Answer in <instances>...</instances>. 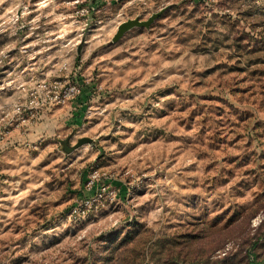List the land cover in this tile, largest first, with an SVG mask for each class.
Here are the masks:
<instances>
[{"label":"rangeland","instance_id":"obj_1","mask_svg":"<svg viewBox=\"0 0 264 264\" xmlns=\"http://www.w3.org/2000/svg\"><path fill=\"white\" fill-rule=\"evenodd\" d=\"M0 134V264H264V0H0Z\"/></svg>","mask_w":264,"mask_h":264},{"label":"built area","instance_id":"obj_2","mask_svg":"<svg viewBox=\"0 0 264 264\" xmlns=\"http://www.w3.org/2000/svg\"><path fill=\"white\" fill-rule=\"evenodd\" d=\"M62 84H60L59 82H53L52 84H43L41 85V93L42 92H52L53 94L51 96H48V99H46L45 97L41 98L39 97V99H33L31 100V106L30 108H40L42 106L45 105V103H59V102H65V100H67L72 91L75 90L74 87H65ZM59 90V93H57ZM1 134H0V138H1ZM79 208H83V204L81 206H79ZM76 209V210H75ZM75 211H80L77 208H75Z\"/></svg>","mask_w":264,"mask_h":264},{"label":"water","instance_id":"obj_3","mask_svg":"<svg viewBox=\"0 0 264 264\" xmlns=\"http://www.w3.org/2000/svg\"><path fill=\"white\" fill-rule=\"evenodd\" d=\"M160 13H161V11L155 12V13L151 14L146 20L128 19V20L122 22L121 24L118 25L117 31L115 32L112 40L113 41L118 40L128 29H130L134 26L148 27L151 24V22L160 15ZM86 142H91V139L88 137L80 138L73 148H75V147H77L83 143H86Z\"/></svg>","mask_w":264,"mask_h":264},{"label":"trees","instance_id":"obj_4","mask_svg":"<svg viewBox=\"0 0 264 264\" xmlns=\"http://www.w3.org/2000/svg\"><path fill=\"white\" fill-rule=\"evenodd\" d=\"M250 264H252V263H250Z\"/></svg>","mask_w":264,"mask_h":264}]
</instances>
